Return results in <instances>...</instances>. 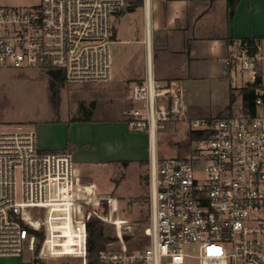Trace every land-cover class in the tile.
Masks as SVG:
<instances>
[{"label":"built area","instance_id":"2783aa9c","mask_svg":"<svg viewBox=\"0 0 264 264\" xmlns=\"http://www.w3.org/2000/svg\"><path fill=\"white\" fill-rule=\"evenodd\" d=\"M136 1L39 0L27 7L0 6V69L62 71L71 84L107 83L113 22ZM224 64L229 78L246 80L243 87L261 81L255 113L241 108L227 116L192 117L177 82L161 83L148 73L132 84L135 107L124 116L132 132L149 138L150 244L130 250L121 229L120 247L103 239L93 250L96 264H264V44L232 41ZM171 123L199 133L190 154L158 153V134ZM81 165L70 152L42 150L35 129H0V257L34 252L36 237L28 228H39L31 226L28 212L44 209L41 257H75L88 264L87 225L101 218L100 212L104 216V206L99 212L80 198ZM66 207L77 243L71 255L58 246L62 234L53 226L64 222L57 210Z\"/></svg>","mask_w":264,"mask_h":264},{"label":"rangeland","instance_id":"374dc122","mask_svg":"<svg viewBox=\"0 0 264 264\" xmlns=\"http://www.w3.org/2000/svg\"><path fill=\"white\" fill-rule=\"evenodd\" d=\"M38 1L0 0V6L27 7ZM140 13L141 11L138 16ZM134 20L130 23L129 19L124 18L121 23L113 22L119 30L121 41L125 39V34L129 40L140 39L136 38L134 31L140 26V18ZM141 49L144 50L143 44L112 43V78L102 84L80 85L65 82L64 85H59L54 81L51 91L52 78L46 71L0 69V129L24 126L37 130L43 139L46 127L65 123L70 128L79 130L82 150L98 147L117 149L110 162L97 165L88 163L77 169L80 198L89 200L91 206L88 208H92L93 203L97 210L104 206V216L98 210L101 218L93 217L90 223L99 225L105 243L120 247L122 243L118 233L122 229L123 243L135 252L150 244V238L146 235L150 224L149 138L147 133L140 135L127 126L124 111L135 107L130 99L133 82L119 75L127 72L130 75L133 72L131 69L139 67ZM131 52L138 60L131 62ZM245 83L246 80L233 79L235 94H238V90ZM188 91L192 99L206 107L201 112V117L219 116L220 111L229 105V91L223 86L204 83L194 85ZM241 106L242 100L238 98L232 114L241 109ZM87 118L90 120L86 121ZM64 130V127H60L56 131L61 136ZM128 148L133 151H118ZM191 150L192 140L184 123L168 124L158 134L157 151L161 156H185ZM88 155L92 156L89 153L80 154L81 158L76 157L75 162L79 164L86 157V161H90ZM98 198H102L99 203L96 202ZM113 202L117 209L112 210ZM57 211L61 213L59 215H64V222L53 224L54 232L62 234L58 246H63L64 254L70 255L74 252L73 246L77 245L72 231L71 209L66 207ZM28 214L31 226L45 231L43 222L46 210L33 209ZM39 244L40 241L36 239L34 252L26 249L22 257L0 259V264H82V260L75 257H41L43 243L38 249ZM190 251L196 252L194 248Z\"/></svg>","mask_w":264,"mask_h":264},{"label":"crops","instance_id":"0c3cea01","mask_svg":"<svg viewBox=\"0 0 264 264\" xmlns=\"http://www.w3.org/2000/svg\"><path fill=\"white\" fill-rule=\"evenodd\" d=\"M137 17L140 18V26L134 30L136 38L140 37L137 40H129L125 34L121 41L119 30L113 24V43L144 45L138 57L139 67L131 69L130 75L126 71L127 74L119 76L135 83L145 80L150 73L158 82H177L192 117H201L206 107L191 98L189 88L204 83L223 86L229 91V99L231 89L236 90L233 79L226 75L224 64L230 42L253 39L264 44V0H238L233 17L228 0H137L117 14L114 21L121 23L126 18L132 23ZM130 55L131 62L138 60L133 52ZM60 127L65 129L61 136L56 131ZM79 133L65 123H56L46 127L43 139L39 134V146L45 151L70 152L74 159L81 158L82 153L92 154L88 155L90 161H86L87 157L80 161L82 165L108 163L114 159L116 148L82 150ZM6 258L13 257H0Z\"/></svg>","mask_w":264,"mask_h":264},{"label":"trees","instance_id":"16d2710c","mask_svg":"<svg viewBox=\"0 0 264 264\" xmlns=\"http://www.w3.org/2000/svg\"><path fill=\"white\" fill-rule=\"evenodd\" d=\"M238 0H228V6L230 10V16H234L235 7L237 5ZM252 41L253 39H249ZM49 75L52 78L50 89L52 91L53 86L55 85L54 81H57L59 85H64L66 82L65 76L62 71H49ZM261 87V81H257L254 84H250L248 87H243L238 90V94H235V89H231L230 91V99H229V105L226 108L224 112H222L219 116H227L231 115L234 111V106L238 100V98H241L242 100V106L241 108L244 111H249L251 113H255V102L259 94V90ZM52 102L53 99H52ZM90 118H87L86 121H89ZM199 137V133H190V139L193 140L195 138ZM29 234L31 236H35L36 239L40 241V244L38 245V249L41 247V244L44 243L45 240V231H36L32 228H28ZM87 231H88V264H96L98 254H96L93 250L101 247L102 240L104 239L103 233L99 228V225L96 223H88L87 225ZM37 263H40L37 260Z\"/></svg>","mask_w":264,"mask_h":264},{"label":"bare ground","instance_id":"6f19581e","mask_svg":"<svg viewBox=\"0 0 264 264\" xmlns=\"http://www.w3.org/2000/svg\"><path fill=\"white\" fill-rule=\"evenodd\" d=\"M77 176H78V170H77ZM71 255V254H70Z\"/></svg>","mask_w":264,"mask_h":264}]
</instances>
